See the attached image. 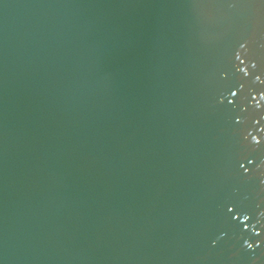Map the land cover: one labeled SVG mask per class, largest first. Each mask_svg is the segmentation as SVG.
I'll return each instance as SVG.
<instances>
[{"label":"water","instance_id":"obj_1","mask_svg":"<svg viewBox=\"0 0 264 264\" xmlns=\"http://www.w3.org/2000/svg\"><path fill=\"white\" fill-rule=\"evenodd\" d=\"M0 264H264V0H0Z\"/></svg>","mask_w":264,"mask_h":264}]
</instances>
